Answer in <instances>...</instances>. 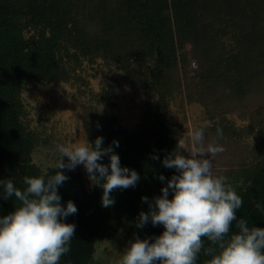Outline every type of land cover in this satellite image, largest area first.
I'll return each mask as SVG.
<instances>
[{
	"label": "trees",
	"instance_id": "obj_1",
	"mask_svg": "<svg viewBox=\"0 0 264 264\" xmlns=\"http://www.w3.org/2000/svg\"><path fill=\"white\" fill-rule=\"evenodd\" d=\"M228 39L233 41L230 49ZM188 46L198 65L196 83H187L190 102L206 105L205 91L242 92L238 86L264 71V0H0V181L12 179L24 190L25 176L47 177L57 171L43 170L33 161L41 135L31 128L23 100L28 86L68 81L76 72L72 64L103 58L122 67L132 83L139 80L145 90L142 116L133 130L121 126L117 116L104 115L94 119L90 136V143L103 137L102 147H113L121 167L139 174L135 187L114 190L115 203L105 208L102 187L77 168L60 170L68 177L58 186L61 204L66 207L71 200L78 211L63 221L76 227L71 251L59 264H104L95 259L97 243L132 222L134 239L151 242L164 231L163 225L149 222L137 228L136 222L178 174L162 161L174 150L183 153L169 102L182 88V78L174 73L185 63L183 50ZM257 152L258 162L242 168L231 185L243 200L237 218L249 227L264 228L262 143ZM99 162L110 164L109 156ZM17 206L14 195L4 198L0 185V217ZM236 232L234 222L229 237ZM210 258L201 251L197 264Z\"/></svg>",
	"mask_w": 264,
	"mask_h": 264
},
{
	"label": "clouds",
	"instance_id": "obj_2",
	"mask_svg": "<svg viewBox=\"0 0 264 264\" xmlns=\"http://www.w3.org/2000/svg\"><path fill=\"white\" fill-rule=\"evenodd\" d=\"M217 131L223 135L222 130ZM190 138L193 146L187 155L174 150L163 159V166L178 174L168 180L162 194L154 198L147 213L140 212L136 222L137 228L151 222L153 226L163 225L164 231L151 242L139 237L129 241L117 264H197L201 251L211 257L205 264H264V228L249 227L245 219L237 218L243 205L241 196L226 177L213 174L208 157L224 152V147L218 143L205 147L203 129L193 130ZM102 143L103 137H97L93 143L85 140L58 145L55 174L25 176L24 190L12 179L0 181L4 198L14 195L19 201L14 212L0 217V264H59L71 251L76 226L63 221L78 209L71 200L66 207L61 204L58 186L68 177L60 170L83 165L90 181L103 188L101 203L105 208L114 205V190L136 186L139 174L121 167L113 147L104 148ZM113 144L119 147L117 141ZM105 155L110 159L108 165L99 162ZM142 200L147 202L148 198ZM234 222L238 232L229 237Z\"/></svg>",
	"mask_w": 264,
	"mask_h": 264
},
{
	"label": "rangeland",
	"instance_id": "obj_3",
	"mask_svg": "<svg viewBox=\"0 0 264 264\" xmlns=\"http://www.w3.org/2000/svg\"><path fill=\"white\" fill-rule=\"evenodd\" d=\"M227 45L230 49L233 41L228 39ZM192 52L191 46L183 50L186 61L174 73L182 78V88L169 102L174 134L184 155L192 149L190 133L196 129H203L205 147L210 143L223 146L224 152L208 158L212 160L213 174L226 177L231 184L232 177L242 168L258 162L257 149L261 143L264 146V71L238 86L242 87L240 93L205 91L206 105L190 102L188 94L192 90L187 91V83H196L198 69ZM74 67L72 79L28 86L22 94L31 128L41 135L33 161L43 170L56 167L60 158L58 145L70 146L85 140L90 143L94 119L117 116L121 126L133 130L142 116L145 90L139 80L137 85L133 84L118 64L98 58L95 62L83 60L81 66L72 64L71 68ZM63 160L67 162V157ZM76 168L88 177L83 165ZM134 224L129 223L117 235L98 242L95 259L117 264L129 241L134 240Z\"/></svg>",
	"mask_w": 264,
	"mask_h": 264
}]
</instances>
